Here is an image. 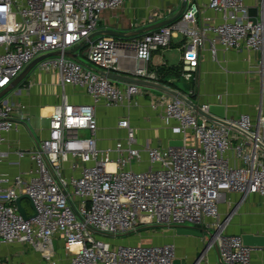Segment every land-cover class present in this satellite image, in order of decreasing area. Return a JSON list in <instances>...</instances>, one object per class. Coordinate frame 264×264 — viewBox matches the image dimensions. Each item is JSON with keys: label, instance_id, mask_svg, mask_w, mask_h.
Instances as JSON below:
<instances>
[{"label": "built area", "instance_id": "2783aa9c", "mask_svg": "<svg viewBox=\"0 0 264 264\" xmlns=\"http://www.w3.org/2000/svg\"><path fill=\"white\" fill-rule=\"evenodd\" d=\"M122 3L0 0V91L35 58L55 51L60 54L39 61L33 70L55 72L61 88L48 118L47 134L31 150L5 146L6 135L16 128L15 119L24 106L10 92L0 97V164L10 155L33 163V168L13 176L0 169V249L20 244L40 254L45 264H56L54 238H58L68 258L66 264H173L176 254L171 243L110 246L106 239L137 232L149 221L164 228L193 226L208 231L191 264H201L211 248L216 249L220 264H250L252 252L260 248L244 244L239 235L227 234L232 212L221 214L218 206L227 192H238L242 199L248 194L264 197L262 105L257 118L241 113L226 118V126L200 116L185 101L191 100L189 92L153 98L151 108L162 109L163 121L182 141L180 146L165 147L150 140L138 142L137 127L128 115L115 124L122 135L100 145L96 105L133 106L139 85H117L102 72L114 73L119 56L131 57L134 77L158 81L157 72L149 68L152 52L168 47L177 36L185 38L182 80L194 79L201 51L207 49L215 59L218 47L224 51L245 47L259 53L255 71L263 89L264 12L253 23L244 0H208L207 8L217 12L220 21L206 18L200 22L193 0H187L176 21L132 42L110 36L88 40L102 11L117 9ZM154 16L161 19L164 14ZM82 43L91 65L64 55ZM122 48L133 54L119 53ZM82 93L89 102L78 100ZM198 106L208 111V103ZM145 164L146 169H139ZM20 194H27L35 207L32 216L22 206L27 219L15 204ZM5 257L3 264H26Z\"/></svg>", "mask_w": 264, "mask_h": 264}, {"label": "crops", "instance_id": "0c3cea01", "mask_svg": "<svg viewBox=\"0 0 264 264\" xmlns=\"http://www.w3.org/2000/svg\"><path fill=\"white\" fill-rule=\"evenodd\" d=\"M244 1L248 10L253 11L257 19H260L261 11L264 12V0ZM193 2L198 10L196 17L200 22L206 18H210V21L214 22L220 21V15L207 8L208 0H193ZM180 3L181 0H123L119 8L102 11L95 31L107 29L125 34L131 30L160 21L153 19L152 22H149L154 13L162 12L164 19L173 16L177 12ZM146 18L148 22H146ZM137 37L139 35L129 39L112 38L122 43H129ZM184 41L185 38L182 36L173 37L168 47L152 52L149 68L152 71L159 72L160 79L153 81L137 78L145 83L139 85L140 93L134 96L133 102L135 101V104L133 106L104 107L102 104L96 105V117L99 124L97 137L100 145L108 144L111 139L117 137V135L103 137L107 128L114 129L115 132L121 133L120 136L122 135L123 131L117 130L115 124L119 117L126 115L129 116L131 124L137 127L136 136L140 143L150 140L155 146L165 147L169 146V140L179 139V136L171 131V125H166L163 121L162 109L154 110L150 106L151 100L160 95L171 96L176 93L188 94L189 92V98L196 104L224 105L225 118L248 113L255 119L259 116L261 104L264 117V101L262 102L264 88L262 89L259 73L255 71L259 58L258 52L249 51L245 47L229 51H224L218 47L214 59L207 49L203 50L200 53L199 65L194 73V79L184 81L179 77L181 47ZM174 49L178 51L179 57L174 62L175 64H172L171 59L173 57L169 56V52ZM119 53L132 55L133 51L122 48ZM169 58L171 59L169 60ZM134 65L133 58L119 56L118 68L114 73L124 77L136 78L132 72ZM31 75L35 76L32 83L27 85L23 81L11 94L17 103L24 106L22 115H19V117L24 116V118L16 117V128L6 135L5 146L9 145L11 148L17 145L23 149H35L37 141L46 136L48 118L52 107L59 101L61 88L55 72L32 70L29 76L31 77ZM112 81L120 86L127 83L125 81ZM222 90H225L228 94L233 93V98L229 96L231 101L229 106L225 102L226 97L222 98L221 96L220 100L217 98ZM67 92L70 93L71 88H67ZM31 94L33 95L31 96ZM191 96H193V99ZM236 97H239L240 100H237ZM78 100L90 101L89 97L83 93L78 97ZM29 168H33V163L28 158H20L18 161V158L13 155H10L7 160L0 164L2 172L10 176L22 171L26 172ZM146 168L147 165L145 164L139 169ZM218 207L221 214L232 212L225 229L227 234L241 236L247 233L264 236V197L258 194H248L242 199V195L238 192H227ZM175 228L171 227L169 229L174 231ZM167 232L157 234L162 237L156 236V239L152 237V242L173 244L176 257L180 258V264H191L202 250L204 237L199 238L177 233L173 235L174 232ZM56 241L57 244L54 247L56 264H66L68 258L62 249V243L58 238H56ZM24 247L20 244L3 247L0 249V257L6 255L26 264H45L40 254L29 252ZM254 247L260 249L252 252L250 264H264V246ZM201 264H220L215 248H211L206 252Z\"/></svg>", "mask_w": 264, "mask_h": 264}, {"label": "water", "instance_id": "95a60500", "mask_svg": "<svg viewBox=\"0 0 264 264\" xmlns=\"http://www.w3.org/2000/svg\"><path fill=\"white\" fill-rule=\"evenodd\" d=\"M187 5V0H181L180 6L177 10V12L166 19L151 23L149 25L143 26L141 28L135 29V30H131L128 33L122 34L113 30H107V29H103V30H98V31H94L89 37L88 40L93 39L94 37L97 36H110V37H121V38H133L135 36L141 35L149 30L161 27V26H165L168 25L174 21H176L182 14V12L184 11V9L186 8ZM249 13V19L253 22L256 23L257 17L255 16L253 11H250V9L248 10ZM85 45V43L79 44L71 49H68L66 51H64V55H66L67 57L75 60V61H79L78 58H76L75 56V52L78 48H81V46ZM60 52L59 51H55V52H51V53H46L43 54L37 58H35L33 61H31L23 70L22 72L14 79L11 81V83L4 88L3 90L0 91V97L9 93L10 91L15 90L16 88L19 87V85L23 82V80L29 76L30 72L34 69V67L36 66V64L47 58L50 56H55V55H59ZM103 75H105L106 77H108L111 81L115 80V81H125L127 83H134L137 85H143L145 82L143 80L137 79V78H131V77H124L122 75L119 74H115V73H111V72H102ZM185 101L202 117L207 118L208 120H211L213 122L216 123H220L226 126H229V123L225 120V106L224 105H219V104H209L208 106V111L204 112L202 111L198 104L192 102L191 100L185 98ZM235 129H237L234 126H231ZM169 146H180L182 145V141L180 139H172L169 140L168 143ZM26 198L27 200H29L30 202V206L33 210V215H35V207L34 204L31 200V198L27 195V194H20L16 200H15V204L17 207L18 212L21 214L23 219H27L28 216H26L25 210L21 205V200ZM176 233L179 235H192V236H197L199 238L204 237V233H208L207 230H201L199 228L193 227V226H181V227H176ZM209 236V234H208ZM242 237V241L244 244L249 245V246H264V236H260V235H253V234H247L244 233L241 235ZM173 264H180V258L176 257L173 261Z\"/></svg>", "mask_w": 264, "mask_h": 264}, {"label": "rangeland", "instance_id": "374dc122", "mask_svg": "<svg viewBox=\"0 0 264 264\" xmlns=\"http://www.w3.org/2000/svg\"><path fill=\"white\" fill-rule=\"evenodd\" d=\"M163 12H165V11H163ZM152 19H157V17L154 16ZM161 19H164V18H161ZM161 19L158 18L157 20H161ZM146 22H148L147 18H146ZM86 49H87L86 45H83V46H81V48H78L76 50V52L78 54V60L82 61V63H84V64L91 65V63L87 62V60L85 58ZM169 56L173 57L172 59L169 58V60L171 59V61H172L171 63L175 64L174 62L176 61L177 57H179V53H178V51L176 49H174L173 51L169 52ZM34 78H35V76H33V75H31V77L27 76L23 81L25 82V84L28 85V84L32 83V80L34 81ZM217 92H218V90H217ZM12 93H13V91H10L9 94H12ZM28 94L30 96L29 92H28ZM7 95L8 94H6L5 96H7ZM32 95L33 94H31V96ZM218 95H220V98H221V96H222V98L226 97V101L225 102L227 103L228 106L231 104L230 103L231 102L230 101V97L233 98V93L232 92L228 94V93H226L225 90H222L221 94H218ZM191 98L193 99V96H191ZM236 99L238 100L239 97H236ZM120 134L121 133L115 132L114 129L112 130V129L107 128L106 129V134L103 137H114L116 135L120 136ZM88 135H89L88 132H86V136H88ZM21 204L25 208L27 214H32L33 213V210H32V208L30 206L29 200L24 198V199L21 200ZM164 231H168L167 233L174 232L173 235H176V230L172 231L169 228L160 227L157 224L148 221V222H144V224L141 226V229L139 231H137V232H132V233H129L128 235H122V236L119 235V236H116V237L107 236L106 239L110 243V246H113V245H125V244H128V243H136V241H140L141 243H150V242L152 243V241H153L152 237L154 239H156V236L162 237L161 235H157V234H163ZM207 237H208V233H204V239H207ZM55 244H57L56 238L54 239V247H55ZM56 249H57V247H56ZM12 253L14 254L15 252H12ZM5 261H7L5 256L0 257V264H3Z\"/></svg>", "mask_w": 264, "mask_h": 264}, {"label": "trees", "instance_id": "16d2710c", "mask_svg": "<svg viewBox=\"0 0 264 264\" xmlns=\"http://www.w3.org/2000/svg\"><path fill=\"white\" fill-rule=\"evenodd\" d=\"M85 45H86V44H85ZM157 74L160 75L159 72H157ZM160 77H162V76H160ZM22 83H23V82H22Z\"/></svg>", "mask_w": 264, "mask_h": 264}, {"label": "flooded vegetation", "instance_id": "af4514ba", "mask_svg": "<svg viewBox=\"0 0 264 264\" xmlns=\"http://www.w3.org/2000/svg\"><path fill=\"white\" fill-rule=\"evenodd\" d=\"M187 6V5H186ZM199 65V64H198Z\"/></svg>", "mask_w": 264, "mask_h": 264}, {"label": "bare ground", "instance_id": "6f19581e", "mask_svg": "<svg viewBox=\"0 0 264 264\" xmlns=\"http://www.w3.org/2000/svg\"><path fill=\"white\" fill-rule=\"evenodd\" d=\"M211 121V120H210Z\"/></svg>", "mask_w": 264, "mask_h": 264}]
</instances>
